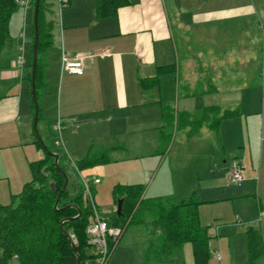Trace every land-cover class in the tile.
Segmentation results:
<instances>
[{
    "label": "crops",
    "instance_id": "obj_1",
    "mask_svg": "<svg viewBox=\"0 0 264 264\" xmlns=\"http://www.w3.org/2000/svg\"><path fill=\"white\" fill-rule=\"evenodd\" d=\"M60 13L61 41L52 40L44 56L43 84L39 90L43 103L38 109L42 112L41 129L45 137L56 128L57 118H48V102L53 97L68 145L72 142L77 148L79 144L75 137L80 132L74 124L84 128L83 136L86 130L88 138L101 135L100 140L111 143L106 146L113 155L110 159L129 175L131 169H137L133 163L142 160L139 150L143 135L150 132L147 147L151 155H160L166 146L169 156L165 169L170 177L168 181L163 180L166 173H163L162 157L152 158L154 169L147 170L158 178L148 186L158 193L190 191L194 183L189 184L186 179L190 170H198L202 165H197L200 161H208L203 169L211 172L215 158L209 153L215 148L225 153L224 140L218 137L223 128L229 137L234 126L239 131L241 142L230 140L227 154L232 155L248 140L252 141L257 125L262 138L259 150L264 154V0H128L115 16L102 19L95 17V0H69ZM50 18L53 19V13ZM20 29L10 30L11 42L0 54V148L13 139V127L20 112L24 131L30 130L26 60L22 75L15 66ZM62 49L72 56L84 57L81 74L66 70L60 73ZM181 49H186L184 56L196 67L184 79L180 78ZM154 77L157 80L153 86L144 90L140 79ZM255 97L262 101V117L247 120L246 112L260 109L252 102ZM219 108L240 109V114L235 119L221 120L217 129L212 130L209 123L218 115L215 109ZM195 119L202 120L198 121V128L193 126ZM71 123L73 127L69 130ZM181 125L187 129L181 131ZM169 127H173L172 135L165 132ZM37 128L41 134L39 120ZM182 133L184 137L177 135ZM69 134L74 138L71 141ZM167 134L170 140L165 144L162 135ZM208 139L211 142L207 143ZM191 149L193 154H188ZM37 150L40 159L42 155ZM190 161L195 162L192 167ZM78 172L79 178L100 180L91 184L93 194L105 175V168L95 164ZM122 183L130 182L117 184ZM194 192L188 196L182 194L179 202L191 199ZM173 198L170 197L171 201ZM205 199L197 201L207 202ZM114 210L115 206L100 213L109 217ZM143 224L145 231L121 236L108 264H169L177 257L181 249L167 259L147 261L144 248L150 235L148 225ZM176 263L180 264L177 258Z\"/></svg>",
    "mask_w": 264,
    "mask_h": 264
},
{
    "label": "trees",
    "instance_id": "obj_2",
    "mask_svg": "<svg viewBox=\"0 0 264 264\" xmlns=\"http://www.w3.org/2000/svg\"><path fill=\"white\" fill-rule=\"evenodd\" d=\"M51 1L39 0L36 97L43 84L44 56L53 40ZM126 4L128 0H95V17L97 19L113 17L117 14L118 8ZM31 5L34 9L35 0L31 1ZM18 9L16 0H0V54L11 42L10 22ZM31 30L30 61L27 65L28 72L25 74L30 88L33 24ZM156 80L155 77L140 79V84L147 90ZM215 110L219 113L209 123L212 130L217 129L221 120L239 115V111L235 109ZM39 112L40 109L38 120ZM168 140L170 135H162L163 143L166 144ZM35 143L43 150L37 138ZM46 147L50 152L56 153L49 146ZM103 154L106 155V152ZM62 160L63 156L59 155L58 164L65 172ZM107 161V156L90 160L87 155L79 159L75 166L80 171ZM29 167L32 179L23 185L18 195H11L9 204L0 203V264H77V258L79 264H90L91 255L86 253L89 246L85 230L91 211L84 198L82 183L80 180L75 181L70 189L68 182L55 207V200L64 178L54 164V157L44 151V156L31 162ZM52 183L55 190L51 188ZM112 194L115 205L119 198L123 199V202L119 215L114 210L106 218L108 225L126 228L133 223L147 224L150 235L144 248V257L147 261L167 259L178 252L184 243H190L194 264L208 263L210 236L208 226L199 221L200 201L191 198L174 203L170 197L146 198L144 186L139 183L116 184L112 188ZM245 235L247 242L245 264H264L262 232L249 226Z\"/></svg>",
    "mask_w": 264,
    "mask_h": 264
},
{
    "label": "rangeland",
    "instance_id": "obj_3",
    "mask_svg": "<svg viewBox=\"0 0 264 264\" xmlns=\"http://www.w3.org/2000/svg\"><path fill=\"white\" fill-rule=\"evenodd\" d=\"M51 3V9L53 11V29L57 30V34L53 30V42H60L61 13L59 14L57 1L52 0ZM61 10L63 12L64 7H62ZM26 15L25 34L27 53L25 55V60L27 63L26 65H28L30 61L29 47L32 32L31 28L33 24V7L28 8ZM22 20L23 11L21 8H19L12 16L10 25L11 32H13L14 28L16 30H18V28L20 27L22 28ZM18 40L20 44L21 39L18 38ZM185 50L186 49H181L180 55L183 59V61L180 63V68L182 69L180 78L182 77V79L188 77V74H190L192 70L196 68L193 63L189 62L188 58L184 56ZM25 72H28V68H26ZM255 98L252 102L255 105H259L260 109L258 112H246L248 113L247 120H252L254 119V117H262V101L258 100V97ZM36 100L38 107L42 106L43 102L41 101L40 91H38ZM27 101L30 105L31 122L30 126H28L30 130L28 131V133L26 129L24 131V125L22 124L23 116L22 112H20L19 119L16 121V124L13 127V139L6 141L5 144L1 146L2 148H0V203L3 205L9 204L11 202V195H18L21 192L23 185L32 179V173L29 164L39 159L38 155L36 156V150L38 149L37 151L41 153L42 157L44 156V151L39 149L35 143L36 136L33 130L34 104L31 101V88L28 92ZM48 104L50 106L48 118H57V120L61 122V118L57 115V106L53 97L49 98ZM169 115H171V113ZM41 116L42 112H40L39 116V125L41 132L40 136L45 145L49 146L53 151L58 150V154L63 156L62 166H64L70 189H72L71 187L73 183H75V181L80 180L78 172L79 170L76 169L75 166V163H77L79 159L87 155L89 156L90 160L101 159L105 156L108 157V161L102 164L105 168V175L101 178V183L95 186V191L93 193L94 201L98 206L99 211L103 210L104 212L106 210H111L114 206L116 208L115 198L112 194V188L119 181L130 182L129 184H136L131 182H141L145 187L146 198L154 197L158 194L161 197L173 198L174 196H176L172 201L174 203L179 202L182 194L189 195L190 193H192V190H195L194 195L191 196L193 200H198V198H206L205 200H208L207 202H201L198 205L199 221L202 224L208 226V233L212 236L209 244L210 258L207 264H245L247 256V242L245 231L249 226H253L254 228L260 230L264 237V154H262L261 150H259L262 138L260 131H258L257 125L252 141L248 140L246 145L239 148L241 151L237 150V152L233 153L232 155L227 154L228 148L230 147L231 138L233 139V142H241L240 137H238L239 131L238 129H236L237 126H234V129L230 133V137L227 135L225 128H223V130L221 129L219 131L218 137L220 140H224L223 142L225 143V153L221 154V152L216 148L213 149L211 153H209V155L213 154L215 158V168L211 172H208L206 168L203 169V165L208 161H200L199 163H197V165H202L198 167V170H190V173L188 174V177L186 179L189 180V184L194 183V186H192V189L190 191H176V193H173L172 191H165L158 193L152 191V189H149L148 187L151 182H153V179H156L157 181L158 178H154L153 175L149 174L150 171L148 172L147 170L150 168L154 169V167H152L151 165L152 158L156 157V159L159 160V157H162L164 159V164L162 165L163 173H166L165 169L166 165L168 164L169 156L168 158L166 156V146H164V151L162 150L163 152L160 153V155H151L150 147H147L148 145H150L147 144L150 142V132L143 135L142 148L139 150L140 154L142 155L141 162L139 163L138 160L137 162L133 163L137 167V169H131L132 173L128 175V173L119 170V166L110 159V156L113 155L109 152V147L107 148L106 146L110 145L111 143L105 144L104 141L100 140L101 138H99V136L101 135H93L88 138V130H86V135L83 136L85 132L84 128H77L75 124L73 125L71 123V125H69L67 129L70 130L71 126L73 125L75 130L80 132V134L75 137V140L77 142L79 141L78 147L75 148V146L73 145L74 143L72 142H70L68 145L62 126L60 127L59 131L57 130V128H55L48 138L45 137L41 129L44 121ZM197 121L202 120L197 119L195 122ZM193 126L195 128H198L199 124L196 123L193 124ZM179 128L181 131L187 129V127L185 126ZM195 128H193L192 130H194ZM172 131L173 127L165 129V132L170 135H172ZM203 132L206 134L210 133L206 130H203ZM177 135L180 137L185 136L183 133ZM83 137H85V139H81ZM73 139L74 138L69 134V140L71 141ZM207 141V143L211 142L210 139H208ZM85 142L86 144H80ZM238 146H241V144L238 143ZM105 152L106 155L103 154ZM188 154H193L192 149ZM130 161L136 160L131 159ZM193 164H195V162L190 161V167H192ZM139 165H142L145 170L143 171L141 169L142 167H139ZM235 167L238 168L239 174L241 175V181L239 185L235 184L231 179L232 170ZM163 177L164 181H168L170 178L167 173ZM199 181L200 186L198 185ZM203 188H206L209 191H202ZM212 188L213 190L210 191V189ZM237 219L240 220L241 224H238V227H235ZM144 226L145 225L142 222L130 224L125 228L123 234L126 235V233H133V231H145ZM216 226H219L218 232L216 231ZM215 249H217L220 254V261H218L214 256ZM90 252L91 248H88L86 250V253L89 254ZM176 258L178 259L180 264H194L190 243H184L182 245L181 250ZM176 258H174V260L172 259L169 264H177Z\"/></svg>",
    "mask_w": 264,
    "mask_h": 264
},
{
    "label": "built area",
    "instance_id": "obj_4",
    "mask_svg": "<svg viewBox=\"0 0 264 264\" xmlns=\"http://www.w3.org/2000/svg\"><path fill=\"white\" fill-rule=\"evenodd\" d=\"M32 0H16L17 5L23 11V23L22 30L19 32V38L21 43L17 46V56L15 59V66L20 75H22L25 66V53H26V41H25V28H26V14L31 5ZM58 3L59 14L62 7L67 6L69 0H56ZM83 56H72L62 49L61 54V66L60 73L64 70L68 73L81 74L83 68ZM21 77V76H20ZM61 127V122L57 120L56 128L59 131ZM231 179L235 184H239L241 181V175L239 174L238 168L235 167L232 170ZM99 179H90L89 177H81L80 182L84 189V198L90 207V216L88 218V224L85 230L87 244L91 248V263L90 264H108L119 239L121 238L125 227L117 225H108L107 220L104 215H102L97 207L93 194L91 184L99 183ZM236 224H241L240 220H236ZM214 256L216 259L220 260V254L214 251Z\"/></svg>",
    "mask_w": 264,
    "mask_h": 264
},
{
    "label": "water",
    "instance_id": "obj_5",
    "mask_svg": "<svg viewBox=\"0 0 264 264\" xmlns=\"http://www.w3.org/2000/svg\"><path fill=\"white\" fill-rule=\"evenodd\" d=\"M38 7H39V0H35V5H34V9H33L34 41H33V46H32V62H31V96H32L33 104H34L33 130H34V134H35L37 140L39 141V143L41 144L43 150L46 153H48L54 157V164L60 170V172L64 178V183L62 185V188L58 192L56 200H55L54 206L56 207L58 205L61 193L66 188V185L68 183V178H67L65 172L60 168V166L58 164L59 155L57 153L50 152L47 149L46 145L44 144V142L40 136V133L38 132V128H37L38 105L36 102L37 100H36V93H35V72H36L37 44H38V22H37V20H38ZM51 188L53 190H55V186L53 183L51 184ZM122 202H123V199H121V198L117 199L115 210H116V213L118 215L121 213ZM77 264H79L78 258H77Z\"/></svg>",
    "mask_w": 264,
    "mask_h": 264
}]
</instances>
